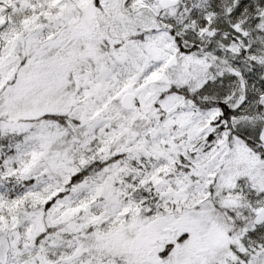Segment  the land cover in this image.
Listing matches in <instances>:
<instances>
[{
  "label": "snow or ice",
  "instance_id": "snow-or-ice-1",
  "mask_svg": "<svg viewBox=\"0 0 264 264\" xmlns=\"http://www.w3.org/2000/svg\"><path fill=\"white\" fill-rule=\"evenodd\" d=\"M0 264H264V0H0Z\"/></svg>",
  "mask_w": 264,
  "mask_h": 264
}]
</instances>
